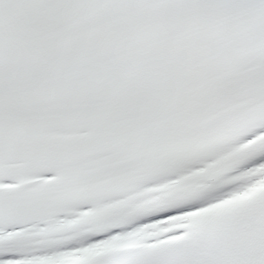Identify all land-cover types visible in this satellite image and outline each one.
<instances>
[{"label": "snow or ice", "instance_id": "6c2138e0", "mask_svg": "<svg viewBox=\"0 0 264 264\" xmlns=\"http://www.w3.org/2000/svg\"><path fill=\"white\" fill-rule=\"evenodd\" d=\"M0 264H264V0H0Z\"/></svg>", "mask_w": 264, "mask_h": 264}]
</instances>
